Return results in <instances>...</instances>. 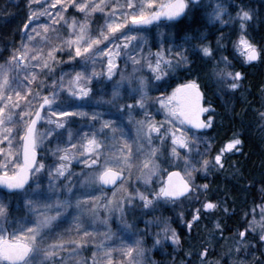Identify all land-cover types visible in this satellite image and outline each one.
<instances>
[{"label": "snow or ice", "instance_id": "snow-or-ice-1", "mask_svg": "<svg viewBox=\"0 0 264 264\" xmlns=\"http://www.w3.org/2000/svg\"><path fill=\"white\" fill-rule=\"evenodd\" d=\"M201 3L202 0H112L111 4L108 0H28V23L23 28L30 29L29 43L22 39L19 47L13 45L8 59L0 64V219L4 221L0 224V264H59L56 257L64 251L66 244L73 247L74 254H78L80 249L88 251L92 264H116L117 253L131 256L140 241L121 237L118 244L114 242L105 213L111 214L121 203L128 201L129 194L124 187L117 186L123 170L133 166V144L144 154L142 166L150 176L158 177V187L153 192L136 193L145 207L153 204V195L167 201L187 202V209H191L187 212L189 218L185 219V212L180 216L184 217V224L189 229L197 227L205 215L229 213L230 209L224 202L209 195L210 182L194 186L189 178L191 172H196L197 178L207 180L223 170L227 154L240 151L244 143L240 134L233 132L219 147H215L213 138L201 131L214 127L212 113L215 109L202 88L199 72L207 69V73L220 85L221 98H230L240 91L246 77L244 65L255 67L256 64H264V25L260 26L261 31L257 34L260 37L258 42L252 34L256 33L259 17L251 8L242 7L233 16L217 4L209 14L210 19L222 25L215 29L220 34L214 43L204 31H185L181 43L170 45L167 37L183 23L185 17L193 14L194 9H199ZM102 10L108 16L103 26L107 32L102 30L101 34L110 43V37L116 38L117 42L111 47L105 43L102 49L97 50L98 56L92 54V44L100 43L99 40L83 49L77 42L74 51L76 57L87 54L93 64L99 62L104 69L103 74L94 70L91 73L76 72L66 84L61 78L59 91L56 88L41 90L36 85L33 93L31 87L25 86L34 84L38 78L36 73H32L24 84L9 92L14 82L11 75L14 66L24 68L28 65L31 42H34L32 33L40 30L47 33L53 25L66 22L71 16L72 29L83 34L86 26L83 22L77 23L76 17L91 16ZM41 17H46L47 22H38ZM149 31L156 32L161 38V43L155 45V52L150 51L145 66L158 81L159 95L150 104L158 105V112L164 115L163 120L146 111L149 107L145 103L148 93L143 89L137 90L130 101L117 104L119 86L114 85L112 100H105L97 87L100 81L96 77L103 75L111 79L118 69L121 51L129 48V42L136 40L140 33ZM228 44H231L230 51L226 47ZM193 49H198L195 63L200 68L195 67L190 58ZM223 50H228V55L221 54ZM141 54L143 57L142 50ZM130 59L134 64L140 62L136 57ZM181 66L189 67L177 73L175 70ZM44 67H47V60ZM194 73L196 78H185ZM101 104L115 105L118 114L127 118L134 134L126 135L125 129L107 109L102 113L92 107ZM85 107L88 110H84ZM225 108L228 110L227 103ZM77 117L90 123V133L81 127H72L79 125ZM259 118L264 121V112L259 113ZM17 123L23 125L19 130L13 127ZM56 129L60 131L57 133ZM13 133L18 137V155ZM46 136L59 138L58 164H49L39 158L38 145ZM101 137L112 142L109 156L104 155ZM47 142L51 143V139ZM162 152L171 159L183 160V170L180 163L162 169L156 163ZM78 153L88 171L76 179L79 188H75L65 180L72 167L70 162ZM43 175L48 180L46 189L41 180L37 181V177ZM61 187L63 191L58 192ZM258 191L264 194V185ZM13 201L17 204L15 212L10 208ZM5 205L9 211L3 213ZM67 208L75 210L70 226L61 223ZM243 216L244 223L231 236L230 253H249L254 239L257 243H264V195L261 202H253ZM158 223L167 234V220ZM101 228L107 230L102 231ZM222 230L221 219L217 216L210 231ZM168 238L179 244V237L174 232ZM187 254L191 255V252ZM208 255V246L202 244L200 264H212L207 260ZM257 260L253 256L251 261H233V264H257Z\"/></svg>", "mask_w": 264, "mask_h": 264}, {"label": "clouds", "instance_id": "clouds-1", "mask_svg": "<svg viewBox=\"0 0 264 264\" xmlns=\"http://www.w3.org/2000/svg\"><path fill=\"white\" fill-rule=\"evenodd\" d=\"M199 2V0H196ZM112 0H108V4H111ZM217 4L221 5L226 12L232 13L233 16L241 10V8H251L254 15L259 17L256 22L257 28L264 25V0H243V5L241 0H202L200 8L206 10L207 26L204 28L205 33L210 31H215L222 27L221 24L217 23L214 19H210L209 14ZM254 5H259L256 7ZM110 11V9H109ZM108 13L101 11L91 16L80 15L76 17L77 23L83 22L86 26V30L83 34H80L78 30H73L72 19L69 16L68 20L60 25H53L52 30L44 33L42 30L32 33L34 42H31V53L28 60V65L24 68H19L14 66V71L11 73L13 77L12 88L15 89L19 84H24L27 77H30L32 73L37 74V79L34 84L25 85L26 87H31L33 93L36 91V85H39L41 90L48 88L50 91L56 88L59 91V83L63 77L65 84L76 72L91 73L93 70L97 73L103 74L104 69L99 62L93 64L92 58L89 55H84L81 57L75 56L74 49L77 47V42H79V47L81 49L88 47L93 41L99 40L100 43L92 44V54L97 55V50L102 49V46L107 43L111 47L112 43H116L117 39L110 37L109 40L104 39L101 34L102 30L104 33L107 32L104 26V20L107 18ZM215 25V27H213ZM161 31H167L161 29ZM227 31V30H226ZM26 35V43L28 41V33ZM142 37V39H141ZM168 43L174 42L176 39L175 32L173 31L171 35L167 37ZM155 40L156 44L161 43L160 36L153 31L146 33H140L136 40H131L130 47L123 49L118 57V69L114 72L111 79L106 76L101 75L96 77L100 83H98V91L104 96L105 100L114 99L112 96L114 85L119 86L118 92L120 99L116 100V103H123L125 101H130L132 95L136 94L137 90L143 89L148 93L145 97V103L149 104L146 111H150L154 114L155 118L160 120L164 119L163 113L158 112V105L150 104V101L159 95L156 88L158 81L154 78L153 73L145 66V60L149 58L150 51L155 52L152 44ZM71 41V43H69ZM182 41V40H181ZM20 46V45H19ZM18 46V47H19ZM227 49L228 45L226 46ZM143 51V57L141 54ZM228 50H223L221 54L227 55ZM12 51V50H11ZM198 51V49H193V53ZM0 52H3V48H0ZM51 52V57L49 53ZM9 55L5 57L0 64L5 63ZM32 57H38V59H33ZM130 57H136L140 62L134 64ZM102 59V57H98ZM47 60V67H44V61ZM77 60L79 61V66H77ZM189 66H181L175 71L177 73L184 71ZM202 84L207 88L219 95L220 85L211 77L210 74L206 72L203 73ZM105 108L113 113V118L119 122V126L125 129V134L132 136L133 129L129 126L127 118L122 117L118 114L115 105L105 104ZM17 130L21 129L23 125L17 123L13 125ZM79 127V126H77ZM56 129L55 132H59ZM84 131V130H83ZM89 129L84 132H91ZM65 132V139H66ZM13 139L17 140V155L19 154L18 137L13 133ZM51 139V143L47 141ZM102 145H104V155L109 156V148L112 145L110 140H105L103 137L100 138ZM59 138L53 139L51 136H46L44 141L38 145V154L41 161L52 164L60 163L59 152L57 151V145ZM129 143H132L129 140ZM133 166L131 168H125L123 170V177L120 181L121 185L124 187V191L127 192L128 201L127 203H121L118 208H115L111 214L105 213L108 218V224L111 226L112 230V240L117 244L120 242L121 237H131L132 239L139 240L140 243L136 247L134 253L131 256H121L117 253L116 264H175L174 254L179 252L183 247L182 240L178 234V230L175 227L173 221L178 220L181 224L185 223L184 217L180 216L181 212L187 211L186 203L172 202L164 200L153 195V204L149 207H145L142 200L136 195L138 192H143L148 194L153 192V190L158 187V177L150 176L149 171L144 168L143 161L145 159L144 154L137 151L135 144H133ZM145 150H147V145H145ZM5 159H7L5 157ZM12 163V161H9ZM72 167L69 168V175L67 176L65 183L71 182V186L79 188L76 183V179L81 176L82 173L88 170L84 167H75L74 165H83V159L78 153L76 158L71 162ZM103 163V160H101ZM157 164L162 169H167L171 165L180 163L181 170H183V160L177 161L171 159L167 153H161L160 159L156 161ZM198 173L191 172L189 178L193 185H198L197 180ZM203 175V173H199ZM43 176H38L37 181H40ZM59 191H63V188H59ZM196 195L195 187L193 189V196ZM71 210V212H70ZM9 211L8 205H5L2 209L3 213ZM75 210L73 208H67L65 210L66 215H71ZM113 218L116 221L115 226L112 223ZM11 219V217H9ZM167 220L169 230L167 234L159 225L158 221ZM142 222V223H141ZM4 221L0 219V224ZM87 223V221H85ZM96 227V225H94ZM91 230V229H89ZM102 231H106V228H101ZM173 232L179 237V244L174 243L168 236L172 235ZM74 235V234H73ZM158 241V242H157ZM172 246V252L168 251V245ZM160 252V257L156 256V252ZM75 250L71 245L66 244L64 251L56 257L59 264H92V259L90 253L84 249L78 250V254H74ZM172 256L173 259H169ZM52 264V262H49Z\"/></svg>", "mask_w": 264, "mask_h": 264}, {"label": "trees", "instance_id": "trees-1", "mask_svg": "<svg viewBox=\"0 0 264 264\" xmlns=\"http://www.w3.org/2000/svg\"><path fill=\"white\" fill-rule=\"evenodd\" d=\"M28 13V0H0V48H3V52H0V61L10 54L13 45L18 47L22 39L26 40L25 34L30 29H24L23 25L28 23ZM44 18L47 21V18ZM206 21V13L198 15L193 12L173 30L176 39L169 44L181 43L185 31H204ZM260 31V28L256 29L255 39L258 42L260 37L257 34ZM211 41L214 43L215 38ZM228 48L230 51L231 44H228ZM190 58L194 66L200 68V65L195 63V54ZM206 71L204 68L199 72L200 83L215 112L212 113L214 127L202 132L213 138L215 147H219L233 132H238L244 143L240 146V151L227 154L223 170L208 178L212 185L209 195L214 200H221L230 209L227 214L220 213L223 230L210 231L213 228V221L217 218L213 215L211 218H202L195 228L189 230L179 228L183 247L174 254L175 264H181L182 261L184 264H200L199 249L202 244L208 246L207 260L212 264H233V261L240 260L248 262L253 256L258 258L257 264H264V243H257L255 239L249 253L229 252V248L232 247V234L245 221L243 213L251 208L253 202L260 203L264 195L258 191L264 185V121L259 117L256 119L248 113L245 114L251 106L260 107L261 112H264V64H256L255 67L244 65L246 77L243 87L229 100L227 97L221 98L202 84L201 77ZM185 78L194 79L196 74L186 75ZM225 103L228 104V110ZM168 251L171 253L172 248L168 247ZM188 252H191V255H188ZM156 256L160 257L159 254ZM169 259L173 257L169 256Z\"/></svg>", "mask_w": 264, "mask_h": 264}, {"label": "rangeland", "instance_id": "rangeland-1", "mask_svg": "<svg viewBox=\"0 0 264 264\" xmlns=\"http://www.w3.org/2000/svg\"><path fill=\"white\" fill-rule=\"evenodd\" d=\"M258 7H259V5H258ZM193 12H196L198 15H201V14H205V13H206V10H205V9H202V8H199V9H194ZM39 22H47V21H46V19H45L44 17H41L40 20H39ZM206 24H207V21H206ZM225 31H226V29H225ZM218 35H219L218 32L210 31V32L208 33V38H209V40H211L212 38H216V36H218ZM252 35H253L254 38H255L256 33H253ZM154 44H156L155 40L153 41L152 46H154ZM171 44H172V43H171ZM226 54H227V53H226ZM231 97H232V95H231ZM231 97H230V98H231ZM230 98H228V100H229ZM92 107H94L96 111H100V112H102V113H105V112H106L105 105H103V104H101V105H93ZM84 110H88L87 107H85ZM205 115H207V114H205ZM105 118H107V115H105ZM158 118H159V116H158ZM77 120L80 121L79 125H73L72 127H77V126H79V127H81L84 131H87V130L90 129V123H86L85 120H81L79 117H77ZM230 154H231V153H230ZM230 154H228V155H230ZM74 166L77 167V168H79V167H83L82 164H80V165H74ZM232 177H233V176H232ZM232 177H231V178H232ZM208 178H209V177H208ZM208 178H207V180H205V179H203V178L198 177L197 180H198V183H205V182H209L210 179H208ZM231 178H230V179H231ZM41 183H42L43 187L46 189L47 186H48V180H47V177H46V176H45V177H42V179H41ZM209 194H210V193H209ZM193 202L195 203V201H193ZM197 206H199V205L197 204ZM10 207H12L11 210H12L13 212H15V209H16L17 205H15V206L12 205V206H10ZM189 211H191V209H187L185 219L189 218L188 215H187V212H189ZM70 212H71V210H70ZM72 214H73V212H72ZM72 214H71V215H65V217L63 218V220L61 221V223L64 224L65 226H70V224H71V217H72ZM216 216H220V213H217V214L213 215L214 218H216ZM204 218H211V217H210V215H209V216H206V215H205V216L203 217V219H204ZM112 223H113V225L115 226L116 221H115L114 218H113V220H112ZM141 223H142V222H141ZM173 223H174L175 227H176L177 230H178V234H179V228H185V230H189V228H187V227L185 226V224H181L178 220H174ZM54 231H55V229H54ZM227 244H228V242H227ZM168 247L172 248V246H171L170 244L168 245ZM156 254H159V255H160V252L157 251ZM233 254H236V253L234 252Z\"/></svg>", "mask_w": 264, "mask_h": 264}, {"label": "bare ground", "instance_id": "bare-ground-1", "mask_svg": "<svg viewBox=\"0 0 264 264\" xmlns=\"http://www.w3.org/2000/svg\"><path fill=\"white\" fill-rule=\"evenodd\" d=\"M261 112V109H260V107H257V106H251L249 109H248V111H245V114H250L251 115V117H254V118H256V119H258V117H259V113ZM249 115V116H250Z\"/></svg>", "mask_w": 264, "mask_h": 264}, {"label": "flooded vegetation", "instance_id": "flooded-vegetation-1", "mask_svg": "<svg viewBox=\"0 0 264 264\" xmlns=\"http://www.w3.org/2000/svg\"><path fill=\"white\" fill-rule=\"evenodd\" d=\"M12 205H14V206H15V205H17V204H16V202H15V201H13V202H12V204H11V206H12ZM10 208H12V207H10Z\"/></svg>", "mask_w": 264, "mask_h": 264}]
</instances>
